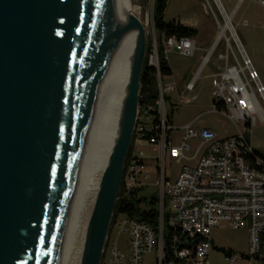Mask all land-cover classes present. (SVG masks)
<instances>
[{
  "label": "water",
  "instance_id": "95a60500",
  "mask_svg": "<svg viewBox=\"0 0 264 264\" xmlns=\"http://www.w3.org/2000/svg\"><path fill=\"white\" fill-rule=\"evenodd\" d=\"M122 0H0V264H60L108 72L128 63L119 131L80 264H100L141 111L147 49ZM136 32L132 60L123 39Z\"/></svg>",
  "mask_w": 264,
  "mask_h": 264
},
{
  "label": "built area",
  "instance_id": "2783aa9c",
  "mask_svg": "<svg viewBox=\"0 0 264 264\" xmlns=\"http://www.w3.org/2000/svg\"><path fill=\"white\" fill-rule=\"evenodd\" d=\"M258 1L264 7V0ZM222 37L230 47L226 35L218 38ZM163 44L166 59L171 53L192 57L197 50L194 38L167 37ZM156 63L158 69V57ZM245 64L248 75L244 68L227 67L214 83L213 101L222 104L223 109L219 111L214 104L213 112L226 116L237 133L221 138L211 128H195L194 120L182 127L178 144L174 142L173 124L167 120L166 106L174 84L165 82L158 74V98L153 106L141 107L123 176L126 194L135 188L146 189L143 183L151 175L146 173L145 154L138 148L142 141H147L156 149L154 162L159 172L154 186L159 199L158 227L156 230L147 223L118 214L111 223L100 264H212L211 234L223 225L235 230L246 227L249 236L248 251L244 255L229 256L228 264H235L240 258L247 264H264L261 246L264 160L254 155L251 144V127L258 118L264 119V89L260 84L256 90L252 88L253 83H258L257 73L248 60ZM197 77L187 85V90H194ZM257 94L261 95L262 103ZM254 106L260 109V114ZM241 123L246 127L245 132L239 127ZM147 132L150 135L144 139ZM191 141L198 144L191 147ZM168 159L180 165L175 177L168 176ZM166 220L170 232L167 238ZM114 231L117 233L112 237ZM119 237H126L123 246L118 243Z\"/></svg>",
  "mask_w": 264,
  "mask_h": 264
},
{
  "label": "rangeland",
  "instance_id": "374dc122",
  "mask_svg": "<svg viewBox=\"0 0 264 264\" xmlns=\"http://www.w3.org/2000/svg\"><path fill=\"white\" fill-rule=\"evenodd\" d=\"M125 1L135 10L134 15L143 25L147 40L152 41L153 52L149 65L157 67L159 35L153 26L154 0ZM164 19L165 21H178L199 31L198 37L194 38L197 50L192 57H183L176 53H171L168 56L172 75L164 80L174 84V89L166 99L167 113H172V124L175 129L173 131L174 142L176 144L180 142L183 135L182 127L194 120L195 128L209 127L215 130L219 137L235 135L237 128L231 121L222 113L213 112L214 75L233 66L238 69L244 68L245 75H248L249 69L246 68L245 64L248 60L258 78V83H253L252 88L256 90L260 84L264 89V7L258 0H168ZM227 19L230 20L226 38L230 41V47H227V42L223 37L218 38L222 35L221 30L226 25ZM208 55H211L209 61L204 64ZM197 75L194 90H187V85ZM257 98L262 103L260 94H257ZM107 124L108 122L101 124L95 146L97 140L101 139V133L107 131ZM239 127L242 132L246 131L243 123ZM189 144L194 147L198 142L191 141ZM251 144L254 151L264 158V119L258 118L255 125L251 127ZM138 151L145 154L146 173L151 175V178L143 183L146 189L142 193V197L149 199L156 191L154 181L159 172L155 168L157 163L154 162L156 149L147 141H142ZM179 169L180 165L167 161L168 176L175 177ZM102 175L103 173L100 176V181ZM93 208L94 205L83 213L75 244L71 243L70 238L72 239V237L70 232L68 233L65 242L66 251L64 249V252L68 253L67 246L71 244L74 245L73 251H69L70 254L63 253V257L61 256L59 261L60 264H80L77 255L81 247L82 231L86 220L89 222ZM116 233L117 231H114L112 237H115ZM211 238L216 246L232 250L239 256L245 254L249 248V236L246 227L235 230L223 225L212 232ZM125 241L126 237L118 238V243L122 246ZM211 261L213 264H224V254L221 251H214L211 255ZM235 264H247V261L240 258Z\"/></svg>",
  "mask_w": 264,
  "mask_h": 264
},
{
  "label": "bare ground",
  "instance_id": "6f19581e",
  "mask_svg": "<svg viewBox=\"0 0 264 264\" xmlns=\"http://www.w3.org/2000/svg\"><path fill=\"white\" fill-rule=\"evenodd\" d=\"M127 3L128 2H126L125 0L121 1L120 13H122L123 15L130 14L136 17L134 15L135 10L130 4H127ZM229 20L230 19H227L228 22L226 21V25L221 30V33L223 35H226L227 29L229 30V25H228ZM135 43H136V32L135 31L128 33L126 37L123 39L125 55L130 60H132ZM210 56L208 55L205 58L204 64L209 61ZM129 77H130V70H129L128 63L117 64L107 74L106 84H105V87H104V90L101 96V104H100V108L98 112L96 128H95L93 140L91 143V148L88 154V158H87L88 161L86 165L85 190H84V194H83V198L81 201L79 211L69 230L70 232L69 234L72 237V239L70 238L72 244H75V239L78 234L79 225H80L81 220L83 219V213L87 212L89 208L95 204V200H96L99 186H100V176L103 173L105 167L107 166L109 154L111 152V149L114 145V142L117 138V134L119 131L118 124H119L121 112L123 109V102L125 100L126 93H127ZM254 108H255L254 109L255 112H257L258 114L261 113L260 109H258L256 106H254ZM103 122L104 123L108 122L107 131L101 133L102 134L101 139L97 140V144L95 146L96 139H97V133ZM92 144H93V148H92ZM84 224L85 226L82 231L83 236H82L81 247L77 255L79 263L81 261V256H82V251H83L82 245H84V241H85V235H86V230H87L86 225H88L87 220ZM68 244L70 245V243ZM72 244L70 246H67L68 247L67 250H69L70 252L73 251L74 245ZM65 248L66 247L64 243L60 258L61 256L63 257V253H66L64 252ZM69 251L66 254H70ZM68 257L67 259H69Z\"/></svg>",
  "mask_w": 264,
  "mask_h": 264
},
{
  "label": "trees",
  "instance_id": "16d2710c",
  "mask_svg": "<svg viewBox=\"0 0 264 264\" xmlns=\"http://www.w3.org/2000/svg\"><path fill=\"white\" fill-rule=\"evenodd\" d=\"M168 0H154L153 4V26L156 32L159 35V44H158V69L155 66L149 65V56L152 54V41L150 39L147 40V49L144 60V66L141 74V85H142V93H141V107L144 106H153L158 98L157 91V76L158 74L161 77L166 78L172 75V70L169 65L168 59H166L164 53V44L163 40L167 37H175L177 39L182 38H196L199 35V31L191 26H185L178 21H165L164 14L167 7ZM216 108L219 111H222L223 105L216 103ZM153 114V112H151ZM170 124H172V113L168 112V118ZM157 119H154L156 122ZM150 133L147 132L144 139H147ZM136 137V136H134ZM138 138V136H137ZM132 152V145L127 155L125 161V170L127 166L128 159ZM254 155L261 157L260 154L254 151ZM264 160V158H262ZM124 170V171H125ZM145 188H135L128 194H126L124 189V184L122 183L121 187V195L118 201L116 202L114 214H113V222L115 217L118 214H124L128 218L132 220H136L139 222H144L150 225L152 228L157 230L159 223V199L156 193L149 197H142V193H144ZM112 222V223H113ZM164 234L165 238L170 235L169 228L167 225V220L164 224ZM261 246L264 248V233L261 235ZM217 250L223 252L226 256H231L234 254L232 250H226L223 248H216Z\"/></svg>",
  "mask_w": 264,
  "mask_h": 264
},
{
  "label": "crops",
  "instance_id": "0c3cea01",
  "mask_svg": "<svg viewBox=\"0 0 264 264\" xmlns=\"http://www.w3.org/2000/svg\"><path fill=\"white\" fill-rule=\"evenodd\" d=\"M197 37H198V36H197ZM171 70H172V69H171ZM219 74H220V73L214 75L215 81L219 80ZM219 113H220V112H219ZM201 128H209V127H201ZM226 137H229V136H225V137H221V138H226ZM168 160H169L170 162H172V160H170V159H168ZM216 229H217V228H216ZM214 230H215V229H214ZM214 230H213V231H214ZM213 231H212V232H213ZM247 231H248V230H247ZM212 242H213V250H212V252H211V255L213 254L214 251H216V252H220L219 250L216 249V248H219V249H220V247H218V246L215 245L213 239H212ZM223 249H224V248H223ZM222 253H223V252H222ZM223 254H224V253H223ZM234 254H235V253H234ZM236 255H237V254H236ZM242 255H244V254H242ZM228 257H229V256H226V255L224 254V258H225V261L223 262L224 264H228V262H229V261H228ZM211 262H212V261H211ZM212 264H213V263H212Z\"/></svg>",
  "mask_w": 264,
  "mask_h": 264
}]
</instances>
